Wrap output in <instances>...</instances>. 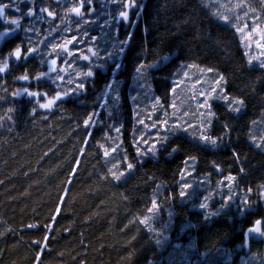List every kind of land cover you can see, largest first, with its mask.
<instances>
[{"label": "trees", "instance_id": "16d2710c", "mask_svg": "<svg viewBox=\"0 0 264 264\" xmlns=\"http://www.w3.org/2000/svg\"><path fill=\"white\" fill-rule=\"evenodd\" d=\"M16 2L21 13L13 5L10 18L29 7ZM142 3V17L129 28L113 20L120 8L111 0H93L95 10L85 6L83 19L69 12L76 0H37L56 16H25L21 30L0 41V56L29 38L43 56L10 60L0 73V264H264V238L251 239L246 250L242 234L264 218V150L250 140L264 137V60L248 46L254 27L264 31V0ZM28 27L36 31L26 33ZM129 33L126 51L109 58ZM60 44L65 51L53 49ZM52 59L57 63L49 72ZM141 64L146 67L138 74ZM89 66L94 76L84 81L85 91H75ZM188 69L192 78L202 74L205 84L222 76L217 91L242 98L243 110L229 111L209 90L197 99ZM41 72L49 74L36 80ZM25 74L28 81L20 79ZM23 89L47 97L13 95ZM58 91L70 94L51 109L37 106ZM94 112L95 123L85 128ZM186 118L194 127L185 125ZM225 124L230 132L223 142L199 141L201 134L220 137ZM143 139L166 143L155 156L141 157L136 147ZM188 157L196 160L186 166ZM127 163L134 168L113 179L112 172L125 171ZM185 169L190 175L183 180L191 187L181 197ZM227 176L235 177L225 183L239 199L205 221L199 204L211 197V210L218 209L229 191L222 183ZM245 196L250 208L241 215L237 204ZM154 197L161 208L150 231L139 221Z\"/></svg>", "mask_w": 264, "mask_h": 264}, {"label": "snow or ice", "instance_id": "6c2138e0", "mask_svg": "<svg viewBox=\"0 0 264 264\" xmlns=\"http://www.w3.org/2000/svg\"><path fill=\"white\" fill-rule=\"evenodd\" d=\"M20 3H25L27 2L29 4V7L25 13H22L19 17L16 18H10L7 16V9L14 7V11L16 13H21V9L19 7V4L16 2V0H11L10 3H4L0 2V21L3 22V24L6 26L4 29H0V41H4L8 38H11L14 33H16L18 30H21V20L26 16L28 18H38V19H44V15L46 14L47 17H55L56 13L54 11L49 10L48 7H39L37 4V0H19ZM112 3H115L119 6L120 11L113 17V20L116 21L117 23H125L127 27L131 28L134 23H138L139 19L142 17V10L145 7L144 4L142 3V0H111ZM87 6L89 9V13L94 11L93 7V0H76V6L72 7L69 9V12L74 14L77 17H80L83 19L86 16V13L83 11V8ZM227 20V17L224 18ZM86 23L89 21H85ZM26 33L27 32H34L36 31L32 27H28L23 29ZM131 33H129L128 37H126L124 40H120L117 42L116 45H114V51L112 53H109L108 56L109 58H113L118 54H122L124 51H126V45L130 43L131 40ZM73 40H76V37L72 38ZM94 39V38H93ZM32 41L31 39H27L22 41L21 43H18L11 51L7 52L5 55L0 56V73H4L9 66V61H19L21 59L27 60L29 57H32L34 55H40L41 59L43 61V56L41 54V49L39 46L33 47L32 46ZM68 43H72V40H69ZM56 48H59L62 51L66 50V45L60 44V45H54L53 49L55 50ZM89 51H92V49H89ZM71 55V53H68ZM93 56H98L97 52H92ZM83 59L88 60L90 57L84 56ZM251 62V58L250 61ZM57 60L52 59L50 64L48 65L49 67V72L55 71L54 66L56 65ZM121 65L119 63L114 64V71L118 72L120 69ZM146 65L141 64L140 66L137 67L136 72L138 74L142 73L145 69ZM261 67L264 68V63L261 64ZM209 71H212L209 69ZM48 72H41L38 76L35 77L36 80H40L44 78L45 76H48ZM83 76L84 80L78 83L76 86L75 91H85L86 90V81L88 78H91L94 76V71L92 69V66H89V69L87 72H84L80 74ZM219 76V74H217ZM20 79L24 81H28L30 77L25 74L20 77ZM59 79H63V77H59ZM223 77L220 76L218 80V84L223 81ZM107 87L111 90H114V85L109 84ZM212 92L216 93L215 99L223 100L225 102L226 108L231 111V112H241L245 106L244 100L242 98H237V97H232L229 96L223 88H220V90L217 92V89H212ZM70 93L63 92V91H58L56 96L51 99H47V102L45 103H38V107L40 109H51L52 106L59 100L63 99L64 96L69 95ZM14 96H19V95H27L31 98H39V97H47L46 93L42 92H30L28 89H23L22 91L13 93ZM211 95V94H209ZM118 99V97H117ZM203 106H206L209 108V116L214 115L210 111V105L208 104L207 99L204 101ZM35 108H33V112H35ZM97 114L91 113L87 119L84 120V126L85 128H88L91 124L95 123L94 117ZM141 123H143L141 121ZM210 123V121H209ZM255 123V122H253ZM224 128V133L217 138H213L209 135L201 134L198 139L199 141L203 142L204 144H209L211 146H216L219 142H223L225 138L228 136L230 129L227 124L223 125ZM118 131V129H117ZM251 142L254 144V146L258 149L264 150V137H261L259 141H257V138L255 136L250 137ZM141 143L143 145H147V147H144L143 150L141 148ZM164 143H166L165 140H156L153 141L151 144H149V141L147 139H143L142 142L138 141L137 142V147H136V152L138 156H145V155H151L155 156L157 152L159 151V147L162 146ZM179 146H175L171 149V152L169 155L172 153H175L178 151ZM113 151H116V149H113ZM233 157L237 160H239V154L233 151ZM105 156L109 155L107 151L104 153ZM196 157H188L185 161L184 164L190 165L193 162H195ZM217 170L219 171V166L214 165ZM134 168V165L131 163L126 164V170L125 171H120L119 174L116 172H112V177L113 179L119 181L121 180L122 177H124L127 172H130ZM241 171H243V168H241ZM181 182H178V187L180 188L179 195L181 197H184L186 195V189L191 187V184L187 183L186 181L183 180V177L185 175H190L185 170L181 171ZM235 177L233 176H227L225 177V182H234ZM226 187H229L228 183H225ZM264 187V186H262ZM247 192H251L252 189H247ZM211 197H205L204 201L199 204V208L203 210L202 215L203 219L205 221H210L214 217L219 216L222 211L226 207H231L232 203L234 200H238L239 198L236 196V194L232 191V188L229 187V191L226 194L225 198L221 201L220 207L216 209L215 211L211 210L209 203L207 202ZM168 198H165V202ZM161 208V203L157 202V199L154 197L151 200V207L147 208L146 212L147 215L144 216V218L139 221L140 223H143L145 225H149V230L150 231H155V229L150 227V221L156 217V215L159 212V209ZM250 208L249 202H248V197L245 196L243 200H239V203L237 204V211L241 213V215L245 212H247ZM171 213H169V216L171 217ZM262 225H264V218L262 219H256L252 222V225L247 227L244 232L242 233L243 236L245 237V242H247L248 238L252 235L255 234L259 237H264V229H262ZM29 227H35V225H29ZM162 241L160 239L156 240L157 244H160Z\"/></svg>", "mask_w": 264, "mask_h": 264}, {"label": "rangeland", "instance_id": "374dc122", "mask_svg": "<svg viewBox=\"0 0 264 264\" xmlns=\"http://www.w3.org/2000/svg\"><path fill=\"white\" fill-rule=\"evenodd\" d=\"M16 1H19V0H16ZM12 10H14V7L12 8ZM253 32H254V35H253L252 39L249 40L248 46L255 53H258V55L261 57V59L264 60V31L258 30L257 28L254 27ZM248 35H249V31L247 32L246 36H248ZM259 56H258V58H260ZM193 75H194V73H191L190 69H188V71H186L185 77L188 78V80L193 84L192 93L194 95H196V97L199 96L197 99H200L202 97V95L206 96V94H207L206 92L208 90H209V92H211L212 89H214V88L219 89V85H218L217 81L219 80L220 75L218 76L217 74H215L214 75L215 78L212 79V81H210L209 84H205V82H204L205 80L203 78L204 76H202V74H201V76H194L192 78ZM215 81H216V83H214ZM219 84H221V82ZM188 95L190 98L192 94L188 93ZM189 102H192V104H193L194 103V97ZM189 102H188V99H185L184 103L187 107H188ZM194 106H195V104H194ZM188 110L190 113L191 108L188 107ZM186 120L187 121H186L185 125H187L189 128L194 127L193 126V125H195L194 122H192L188 118H186Z\"/></svg>", "mask_w": 264, "mask_h": 264}, {"label": "water", "instance_id": "95a60500", "mask_svg": "<svg viewBox=\"0 0 264 264\" xmlns=\"http://www.w3.org/2000/svg\"><path fill=\"white\" fill-rule=\"evenodd\" d=\"M5 1H11V0H5ZM56 1H59V0H56ZM251 238H260L259 236H257V235H255V234H252L249 238H248V240H247V242H245V248L247 249L248 248V244H249V240L251 239ZM244 239H245V237H244Z\"/></svg>", "mask_w": 264, "mask_h": 264}, {"label": "flooded vegetation", "instance_id": "af4514ba", "mask_svg": "<svg viewBox=\"0 0 264 264\" xmlns=\"http://www.w3.org/2000/svg\"><path fill=\"white\" fill-rule=\"evenodd\" d=\"M2 1H5V0H2ZM8 2V1H7ZM262 214H264V212L262 213ZM262 229H264V225H262ZM264 237H260V238H251V239H256V240H261V239H263ZM250 239V240H251ZM250 240H249V242H250ZM249 249V244H248V248L246 249V250H248Z\"/></svg>", "mask_w": 264, "mask_h": 264}]
</instances>
